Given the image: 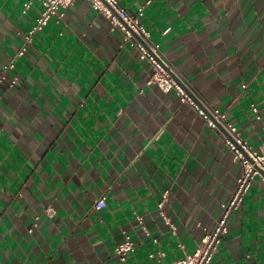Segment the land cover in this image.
<instances>
[{
    "label": "crops",
    "instance_id": "0c3cea01",
    "mask_svg": "<svg viewBox=\"0 0 264 264\" xmlns=\"http://www.w3.org/2000/svg\"><path fill=\"white\" fill-rule=\"evenodd\" d=\"M118 2L144 10L177 74L259 148L264 0ZM42 10L37 0H0V75L15 63L0 89V264H166L195 252L242 173L224 131L176 91L148 86L151 65L89 0L52 18L16 58ZM102 197L107 207L97 211ZM227 227L211 264H264L261 178ZM125 235L136 244L126 263L115 254ZM159 252L160 262L151 258Z\"/></svg>",
    "mask_w": 264,
    "mask_h": 264
},
{
    "label": "built area",
    "instance_id": "2783aa9c",
    "mask_svg": "<svg viewBox=\"0 0 264 264\" xmlns=\"http://www.w3.org/2000/svg\"><path fill=\"white\" fill-rule=\"evenodd\" d=\"M43 6L41 16L37 20V24L24 36V43L17 52L16 58L23 57L30 49L33 43L34 35L38 30L48 26L52 18L64 19L65 10L73 5L76 0H37ZM94 9L98 10L105 16L113 26V29H119L123 37V46L130 45L140 52L142 61L149 63L152 67V73L147 81V85H156L164 93L171 90L176 91L180 96L183 104L189 105L195 110L197 115L202 118L206 124L215 130L224 131V142L228 149L233 153L235 161L239 162L242 167L241 176L237 181V188L232 195L228 204L224 205V212L218 221L215 230L206 233L196 251L193 253L185 252L184 256L177 260L166 264H211L215 251L221 243L222 237L228 233V219L233 212L238 211L248 193L252 183L256 178L264 181V141L259 148L252 146L238 130V128L228 119L225 112L220 109L213 108L206 104L191 86L181 78L175 68L163 57L160 45L152 40L150 32L146 29L142 22L144 10L141 9L137 14H131L122 6L118 0H89ZM30 4L27 5L29 7ZM15 69V63L11 62L3 67L0 75V89L4 82L8 81L7 72ZM10 86L17 84V77L9 80ZM257 111L256 108H254ZM264 129V123H263ZM107 207L106 197L98 199L94 208L101 211ZM160 214L167 225H172L171 219L164 212V202L159 204ZM48 216L53 217L55 211L48 208L46 211ZM35 219L33 226L29 229L32 233L38 226ZM137 220L141 227L147 232L144 218L137 215ZM136 244L129 235H125L123 242L117 245L115 254L122 262H127L129 255L135 251ZM184 249V247L182 246ZM165 257V253L159 252L151 254V258L157 259L159 262Z\"/></svg>",
    "mask_w": 264,
    "mask_h": 264
}]
</instances>
